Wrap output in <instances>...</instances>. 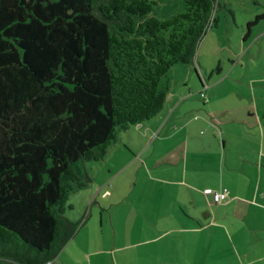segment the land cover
I'll return each mask as SVG.
<instances>
[{"label": "trees", "instance_id": "16d2710c", "mask_svg": "<svg viewBox=\"0 0 264 264\" xmlns=\"http://www.w3.org/2000/svg\"><path fill=\"white\" fill-rule=\"evenodd\" d=\"M168 1L0 0V264H52L78 232L66 211L87 164L157 117L168 72L194 65L221 0L150 17Z\"/></svg>", "mask_w": 264, "mask_h": 264}, {"label": "rangeland", "instance_id": "374dc122", "mask_svg": "<svg viewBox=\"0 0 264 264\" xmlns=\"http://www.w3.org/2000/svg\"><path fill=\"white\" fill-rule=\"evenodd\" d=\"M221 5L222 8L215 13L216 19H219L218 27L212 26L204 35L194 65H176L163 80V83L166 81L170 83V92L164 109L158 114V119L144 122L140 126H132L126 133L121 134L114 149L112 147L108 150L106 160L101 165L97 162L87 164L94 180L86 187H75L68 202L73 209L68 207L66 215L79 224L85 221L83 227L90 228L88 243L84 249L79 246L74 247L75 241L71 239L52 264H110L108 259L113 264H156L159 256H164L163 245L160 248L161 254L150 262L145 257L135 258L133 253L137 251L132 250V252H122L124 255L127 253V261L120 260V254L116 253V263H114V248L109 234L111 221L109 224L104 221V226H100L98 205L105 209L111 203L125 205L131 202L144 209L143 205L146 206L148 199L164 200L160 196L164 193V177L173 180L185 174L189 179L194 176H207L205 167L208 165V160L205 154L209 153V145L212 144L213 146L220 144V152L215 157L217 174L228 170V165L224 163L227 160L225 153L231 158L240 159L246 155L254 160L257 154L260 155L264 151L262 131V127L264 130V21L250 26L251 37L243 41V31L247 29L248 23L254 22L257 16L264 14V0H221ZM182 7L183 0L160 3L154 6L150 17L159 20L169 19L177 15ZM218 62H221L220 73L216 72ZM200 81L205 87L204 90H201ZM249 112L253 116L248 117ZM259 118L262 121L261 125ZM169 119L170 123L177 119L176 123L179 127L171 130L168 125L164 126ZM182 125L183 127H180ZM150 127L156 132L163 129L161 136L163 139L161 137L157 140L152 139L150 133H146V129ZM164 127L165 134L179 133L181 138L186 131H190L191 138L187 142L184 139H176L183 141L184 144L181 146L186 149L185 154L172 153L169 156L170 160L167 157L164 159V150H171L170 146L173 142L168 140L165 143L167 147H164ZM212 133L217 134L218 141L206 140L213 139ZM221 138L226 141V149L221 147ZM201 139L204 142H201ZM194 146L200 151L198 148L194 150ZM108 158L110 159L107 160ZM105 167V171L98 173ZM109 169L114 176L109 179L111 189L103 188L105 185L103 182L109 178L106 176ZM119 174L120 176L117 177ZM228 182H232L230 177L225 179V184ZM197 187L204 191L205 186L197 185ZM212 187V190L220 191L216 189L219 186ZM105 190L112 192L113 197L103 199L102 194ZM94 199H96L95 204H93ZM148 209L147 214H152L155 219L163 213L155 207L150 206ZM241 212V215L232 214L233 216L225 223L231 236L239 227L243 228L236 235H241L247 242L243 247H238L241 254H237L235 247L224 245L220 252L232 254L231 262L217 256L207 261V264H264V210L257 214L248 213L246 209ZM104 215H107L106 212ZM159 226L164 229V220ZM251 229H255L262 236V241L257 246L252 244L254 238L250 235ZM99 231L101 234H97ZM183 235L186 236L182 233L178 236V240H181ZM174 236L168 237L167 243L175 239ZM229 236H226L225 241L231 243ZM236 236L235 240H238ZM164 243L166 242L162 240V244ZM168 249L169 256H180L177 253L179 248L173 249L169 246ZM245 251L247 253H244ZM183 256L186 264H193L188 254ZM239 256H242L241 260Z\"/></svg>", "mask_w": 264, "mask_h": 264}, {"label": "crops", "instance_id": "0c3cea01", "mask_svg": "<svg viewBox=\"0 0 264 264\" xmlns=\"http://www.w3.org/2000/svg\"><path fill=\"white\" fill-rule=\"evenodd\" d=\"M251 116H253V114L249 112L248 117ZM154 119H158V115ZM176 120L177 119H175L173 123H170L169 119L164 123V126L168 125L171 127V130H174V128L179 127ZM259 120V125H261L262 121L260 118ZM180 127H183V125ZM262 131L264 134L263 127ZM147 132L150 133L152 139L154 138L157 140L163 136V129L157 130L156 132L152 127H150V129H146V133ZM165 133L164 127V147H167L165 143H167L168 140L173 142H171V150H164V159L167 157V159L170 160L169 156L172 153L182 154L186 151V149L181 146L184 144L183 141L176 139H184L187 142L191 138L190 131H186V134L183 135L182 138L179 133ZM212 136L213 139L210 138L206 140L218 141L217 134L212 133ZM221 140V147L226 149L225 139L221 138ZM201 142H204L203 139H201ZM213 145L214 144L211 146L209 145V153L205 154L208 160V165L205 167L207 168L205 171L207 176H194L189 179L187 174H185L173 180H171L172 178L166 179L164 177V193L160 195L164 198V200L160 201L148 199L149 201H147L146 206L145 204L143 205L144 209L135 206L134 203L132 204L131 202L125 205L120 203H111L110 206H107L105 209L100 208V205H98L99 207L97 209H100V226H104V221L108 224L109 221H111V227L109 225V234L112 248H114V263H116V253L120 254V260L127 261V253L124 255L122 252H132V250L137 251L133 253L135 258L142 259L145 257L146 260L150 262L153 258L161 254L160 248L162 245L165 249L164 256H159L156 264H186V259L183 256L184 254H188V256L191 257L193 264H207V261H210L212 258L215 259L217 256H219L222 260L231 262L233 257L232 254L220 252L224 245L235 247L237 254L240 253L238 251V247H243V245L247 244V242L241 235H236L243 228L239 227V229L231 236V232L225 226V223H227V219H230V217L233 216L232 214L241 215V211L245 209L248 210V213L252 214H257L259 211L264 210V151L262 150L263 152L260 155L257 154L256 158H253L254 160L246 155H244V157H240V159L231 158L227 157V153H225L227 160L223 162L228 165V170L217 174L215 157L220 152V144L219 146ZM197 148V146H194V150ZM198 150L200 151L199 148ZM109 159L110 158L107 160ZM258 161H260V163H258ZM105 169L106 167L99 170L98 173L105 171ZM106 176L109 178L103 182L105 185L103 184L104 186H102L103 188L106 187L111 189L109 179L114 178V176L112 175L110 169L108 170ZM119 176L120 174L117 177ZM226 177H230L232 182L225 184ZM197 185L205 186L203 190L208 188L213 189L212 186L216 187V185L219 186V188L217 187L216 189L220 191L227 189L231 199L222 204H213L212 198L207 195L204 196V191L202 192L199 190ZM100 193H102V191ZM102 195L103 199L113 197L112 192L107 190H105ZM95 203L96 199L93 200V204ZM139 206L142 205L139 204ZM150 206L160 209L163 213H160L157 219H155L152 214H147V210H149L148 208ZM140 208L141 210L139 212L141 214L138 212V209ZM105 212L107 214L106 216L104 215ZM163 220L164 229L159 226ZM84 224L85 221L80 224V230H78L74 238H72L76 244H73L74 247L79 246L84 249V246L88 243L90 228L86 226L85 229L83 227ZM246 232H248V229ZM250 232V235L254 238V242L252 244L257 246V244L262 241V236H260L259 232L257 233L255 229H251ZM182 233L189 236L186 237L183 235L181 240H178V236L182 235ZM97 234H101V231ZM172 235H175V239L171 241L169 240L167 243L166 239ZM225 235H230L229 239H231V243L225 241ZM235 236L238 240H235ZM162 240L166 243L162 244ZM176 241L177 244H175ZM169 246L173 249L179 248V252L177 253L180 254V256H169L167 254ZM143 249L146 250L144 251ZM244 253L247 252L245 251ZM238 258L241 260L242 256H239ZM108 262L113 264L110 259H108Z\"/></svg>", "mask_w": 264, "mask_h": 264}, {"label": "built area", "instance_id": "2783aa9c", "mask_svg": "<svg viewBox=\"0 0 264 264\" xmlns=\"http://www.w3.org/2000/svg\"><path fill=\"white\" fill-rule=\"evenodd\" d=\"M204 194L212 198L213 204H221L231 199L227 189L221 191H214L212 189H205Z\"/></svg>", "mask_w": 264, "mask_h": 264}]
</instances>
